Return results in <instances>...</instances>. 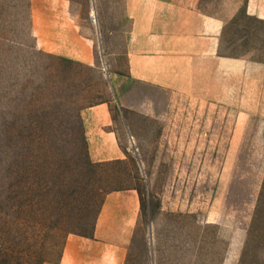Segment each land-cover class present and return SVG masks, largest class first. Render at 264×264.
Here are the masks:
<instances>
[{"label":"rangeland","instance_id":"obj_1","mask_svg":"<svg viewBox=\"0 0 264 264\" xmlns=\"http://www.w3.org/2000/svg\"><path fill=\"white\" fill-rule=\"evenodd\" d=\"M151 1L168 31L227 15L218 55L264 63L246 0H0V264L56 261L120 188L141 203L125 264H264V113L241 114L240 69L215 75L206 58L189 94L130 79L131 14ZM99 102L122 160L88 157L82 111Z\"/></svg>","mask_w":264,"mask_h":264},{"label":"crops","instance_id":"obj_2","mask_svg":"<svg viewBox=\"0 0 264 264\" xmlns=\"http://www.w3.org/2000/svg\"><path fill=\"white\" fill-rule=\"evenodd\" d=\"M162 8L160 2L151 1V7L142 21L138 13L131 14L134 21L127 50L130 79L150 87L189 94L193 91V76L198 68L196 61L206 58L212 61L208 67L215 75L217 69L230 76L239 68L241 114H263L264 63L218 55L220 39L229 17L197 13L196 16H200L198 30L168 31L166 27L177 26L169 18L168 26L160 23L161 20L166 21L160 18ZM245 13L264 20V0H246ZM186 24L187 21H182V26ZM250 68L257 71V76H250ZM250 79L262 83L253 90V96H250ZM249 99L255 103L249 105ZM112 123L107 102L90 105L82 111L87 154L94 163L118 161L126 157ZM140 209V195L135 188L107 192L95 219V232L91 235L69 233L59 258L45 264H125L129 244L138 226Z\"/></svg>","mask_w":264,"mask_h":264},{"label":"trees","instance_id":"obj_3","mask_svg":"<svg viewBox=\"0 0 264 264\" xmlns=\"http://www.w3.org/2000/svg\"><path fill=\"white\" fill-rule=\"evenodd\" d=\"M84 140H85V138H84ZM85 143H86V141H85Z\"/></svg>","mask_w":264,"mask_h":264}]
</instances>
